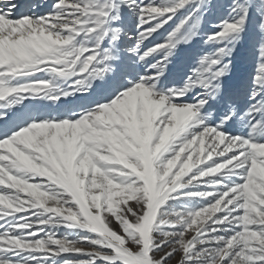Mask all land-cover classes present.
<instances>
[{
  "label": "snow or ice",
  "instance_id": "snow-or-ice-1",
  "mask_svg": "<svg viewBox=\"0 0 264 264\" xmlns=\"http://www.w3.org/2000/svg\"><path fill=\"white\" fill-rule=\"evenodd\" d=\"M264 264V0H0V264Z\"/></svg>",
  "mask_w": 264,
  "mask_h": 264
},
{
  "label": "rangeland",
  "instance_id": "rangeland-1",
  "mask_svg": "<svg viewBox=\"0 0 264 264\" xmlns=\"http://www.w3.org/2000/svg\"><path fill=\"white\" fill-rule=\"evenodd\" d=\"M20 2H23V0H20ZM41 3H43V0H40ZM169 264H176V258L174 257L173 260L169 261Z\"/></svg>",
  "mask_w": 264,
  "mask_h": 264
}]
</instances>
